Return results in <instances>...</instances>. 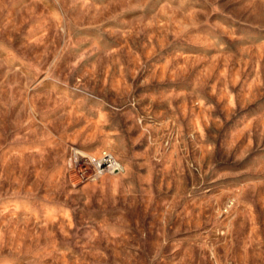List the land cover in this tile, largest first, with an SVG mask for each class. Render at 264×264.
I'll use <instances>...</instances> for the list:
<instances>
[{"label": "rangeland", "instance_id": "1", "mask_svg": "<svg viewBox=\"0 0 264 264\" xmlns=\"http://www.w3.org/2000/svg\"><path fill=\"white\" fill-rule=\"evenodd\" d=\"M0 264H264V0H0Z\"/></svg>", "mask_w": 264, "mask_h": 264}, {"label": "built area", "instance_id": "2", "mask_svg": "<svg viewBox=\"0 0 264 264\" xmlns=\"http://www.w3.org/2000/svg\"><path fill=\"white\" fill-rule=\"evenodd\" d=\"M84 160L88 165L92 167V169H93V164L95 162H102V169L110 168V173L118 172L121 168L120 165L116 162V160L106 153H103L100 157L97 158L91 156H85ZM93 173L95 174V171H93Z\"/></svg>", "mask_w": 264, "mask_h": 264}, {"label": "bare ground", "instance_id": "3", "mask_svg": "<svg viewBox=\"0 0 264 264\" xmlns=\"http://www.w3.org/2000/svg\"><path fill=\"white\" fill-rule=\"evenodd\" d=\"M93 171H95V175H100V174H103L105 172H110V168H103L102 169V162H95L93 164Z\"/></svg>", "mask_w": 264, "mask_h": 264}]
</instances>
